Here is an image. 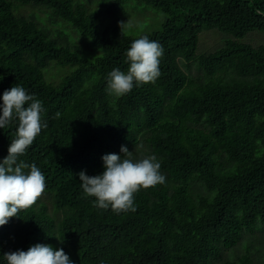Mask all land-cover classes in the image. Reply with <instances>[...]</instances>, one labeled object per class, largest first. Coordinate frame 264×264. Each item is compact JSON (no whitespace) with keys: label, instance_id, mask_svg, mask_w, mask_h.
I'll return each instance as SVG.
<instances>
[{"label":"trees","instance_id":"obj_1","mask_svg":"<svg viewBox=\"0 0 264 264\" xmlns=\"http://www.w3.org/2000/svg\"><path fill=\"white\" fill-rule=\"evenodd\" d=\"M97 1L111 9L125 0ZM138 1L166 15L161 29L100 33L85 3L0 0V96L22 86L42 102L47 125L18 158L42 171L44 195L0 226V264L37 243L63 249L73 264H256L223 256L264 230V45L238 41L264 33V0ZM25 5L45 18L25 16ZM67 27L102 53L80 54ZM204 29L227 37L198 54ZM141 35L163 46L161 75L117 97L109 73L128 70L127 50ZM51 62L66 68L58 82L47 78ZM191 62L203 76L186 72ZM17 127L14 116L0 129V161ZM143 144L166 183L134 193L135 211L96 206L78 173L98 175L103 155L123 157L121 145L134 155Z\"/></svg>","mask_w":264,"mask_h":264},{"label":"clouds","instance_id":"obj_2","mask_svg":"<svg viewBox=\"0 0 264 264\" xmlns=\"http://www.w3.org/2000/svg\"><path fill=\"white\" fill-rule=\"evenodd\" d=\"M123 23L119 22L120 27ZM163 52V46L147 35L133 40L126 53L128 70L113 69L109 73V91L119 97L128 94L137 84L154 83L161 75ZM43 111L42 102L22 86H12L0 96V129L9 125L14 116L18 119L16 138L9 144L7 156L0 161V226L44 195L46 180L42 171L35 164L18 159L47 127L42 122ZM120 153L123 157L117 153L103 155L104 170L98 175L89 176L83 170L78 173L84 193L96 198V206L101 209L110 206L117 213L136 210L134 193L141 188L166 183L155 155L145 152L134 156L124 145ZM3 256L7 264H73L63 249L54 250L48 244L37 243L27 251L17 249Z\"/></svg>","mask_w":264,"mask_h":264},{"label":"rangeland","instance_id":"obj_3","mask_svg":"<svg viewBox=\"0 0 264 264\" xmlns=\"http://www.w3.org/2000/svg\"><path fill=\"white\" fill-rule=\"evenodd\" d=\"M75 1L80 2L81 4L85 3L86 7H88V11L96 13L100 33L116 29L126 34L136 36L161 29L166 19V15L161 10L139 2L138 0H125L123 4L117 5L111 9H108L107 3H99L97 0ZM43 9L44 8L38 6L25 5L21 8V12L27 17L37 16L45 18L46 10ZM119 22H124L121 27ZM67 29L75 39V45L78 47L76 48L79 50L80 54L91 55L94 53L91 55L94 57L95 55L102 53L101 50L95 48L89 39L81 38L77 33L71 31L69 27H67ZM226 37L227 35L222 34L216 29H204L199 34L196 53L201 54L215 50L221 46ZM238 41L251 42L253 45H264V33L253 30L239 38ZM69 43L72 45L70 39ZM185 70L192 78L197 79L198 76H203V72L199 70L194 62H191L189 69ZM65 71L66 68H62L51 62L50 67L46 72L47 78L53 82H58ZM146 150L148 151L145 144L140 145L134 150L136 152L134 153V156H138L139 153H145L143 151ZM244 254L251 256L256 264L264 263V230L257 228L253 232L245 233L242 239L239 240L234 247L228 249L224 253L223 261L226 259L234 260L236 257Z\"/></svg>","mask_w":264,"mask_h":264}]
</instances>
